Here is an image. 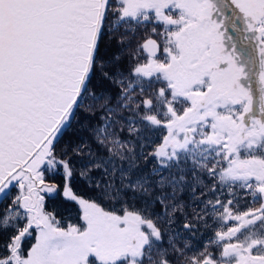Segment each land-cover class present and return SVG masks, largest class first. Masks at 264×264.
Wrapping results in <instances>:
<instances>
[{"label": "snow or ice", "instance_id": "obj_1", "mask_svg": "<svg viewBox=\"0 0 264 264\" xmlns=\"http://www.w3.org/2000/svg\"><path fill=\"white\" fill-rule=\"evenodd\" d=\"M77 111L105 155L82 173L95 197L65 184L73 222L41 193L72 176L57 142ZM13 187L0 264H264V0H0V198ZM188 188L238 223L178 240Z\"/></svg>", "mask_w": 264, "mask_h": 264}, {"label": "trees", "instance_id": "obj_2", "mask_svg": "<svg viewBox=\"0 0 264 264\" xmlns=\"http://www.w3.org/2000/svg\"><path fill=\"white\" fill-rule=\"evenodd\" d=\"M97 123L98 117H90L84 111H77L75 117L71 121V127L64 132L57 142L58 155L62 149L66 147L69 149L67 155L63 158L70 162L72 176L70 178H66L65 170L62 166H58L57 171L50 170L45 172V180L57 186V192L54 195H47L45 198L46 209L58 212L62 217H70L73 222H78L76 218L78 216L79 206L75 201H72L69 197L65 196L63 190L65 189V184H67L71 188L72 192L77 196H83L85 198L95 197L96 193L93 190L94 185L92 180L94 178L98 179L100 177V173L97 171H93L87 175H83L82 173L86 172L84 166L87 164L89 159V149L92 153H96L99 156L105 155L104 150L96 144L92 135L91 128ZM122 135L123 138L130 139L127 132ZM153 139L156 142H159L158 138L154 137ZM77 145L84 146V152L79 154L72 152L71 148L76 147ZM137 151H140V149L137 148ZM144 151L147 152L150 151V149L145 148ZM152 163H155V161ZM205 180H207V178ZM194 186L195 185L193 184V187ZM16 191L17 189L13 187L6 199H0V212H3L11 203L12 197L16 194ZM180 194L192 195L191 188L186 189ZM196 195H199V190H197ZM175 219L177 220L176 216L174 217V220Z\"/></svg>", "mask_w": 264, "mask_h": 264}, {"label": "flooded vegetation", "instance_id": "obj_3", "mask_svg": "<svg viewBox=\"0 0 264 264\" xmlns=\"http://www.w3.org/2000/svg\"><path fill=\"white\" fill-rule=\"evenodd\" d=\"M231 32V30H230ZM237 40L241 37L237 33H233ZM207 183V180H205ZM181 202L187 207L184 211H178L175 219L171 225L168 226L170 234L176 236L178 240H188L197 248L205 245L208 241L214 239V234L218 230H226L227 227L235 226L238 222L229 221L221 223L216 219L215 213L210 208H205L204 203H197L193 201V197L190 194H179ZM199 196V195H196ZM226 196V192H225ZM211 197H202L201 199H210ZM224 198V197H222ZM256 208L259 207V202H252L251 200H241L239 203L240 211H243L245 207ZM195 211L200 217V220H195L192 213ZM186 222H192L193 228L191 230L185 229L183 225ZM247 231L246 229L244 230ZM167 239V237H166Z\"/></svg>", "mask_w": 264, "mask_h": 264}, {"label": "rangeland", "instance_id": "obj_4", "mask_svg": "<svg viewBox=\"0 0 264 264\" xmlns=\"http://www.w3.org/2000/svg\"><path fill=\"white\" fill-rule=\"evenodd\" d=\"M57 170H58V166L55 169H53L52 171H57ZM45 183L48 184V185L54 186V190L52 192H50V193L49 192H46V191L45 192H42L41 195L44 196V199L46 198L47 195H54L57 192V186H55L54 184L49 183L46 180H45ZM64 191H65V189L63 190V193H64Z\"/></svg>", "mask_w": 264, "mask_h": 264}]
</instances>
